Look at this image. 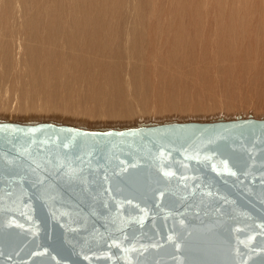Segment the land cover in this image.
Masks as SVG:
<instances>
[{
    "label": "water",
    "instance_id": "obj_1",
    "mask_svg": "<svg viewBox=\"0 0 264 264\" xmlns=\"http://www.w3.org/2000/svg\"><path fill=\"white\" fill-rule=\"evenodd\" d=\"M0 264H264V118L0 119Z\"/></svg>",
    "mask_w": 264,
    "mask_h": 264
},
{
    "label": "bare ground",
    "instance_id": "obj_2",
    "mask_svg": "<svg viewBox=\"0 0 264 264\" xmlns=\"http://www.w3.org/2000/svg\"><path fill=\"white\" fill-rule=\"evenodd\" d=\"M239 115L264 118V0H0V119Z\"/></svg>",
    "mask_w": 264,
    "mask_h": 264
},
{
    "label": "rangeland",
    "instance_id": "obj_3",
    "mask_svg": "<svg viewBox=\"0 0 264 264\" xmlns=\"http://www.w3.org/2000/svg\"><path fill=\"white\" fill-rule=\"evenodd\" d=\"M257 118V117H256ZM259 118H261V117H259ZM5 119H8V118H5Z\"/></svg>",
    "mask_w": 264,
    "mask_h": 264
}]
</instances>
